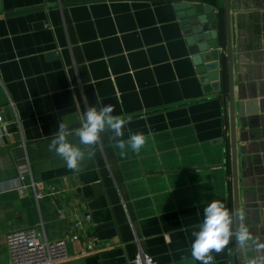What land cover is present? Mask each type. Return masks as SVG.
I'll return each mask as SVG.
<instances>
[{
	"label": "crops",
	"instance_id": "crops-1",
	"mask_svg": "<svg viewBox=\"0 0 264 264\" xmlns=\"http://www.w3.org/2000/svg\"><path fill=\"white\" fill-rule=\"evenodd\" d=\"M190 3L215 8L224 27L225 0H0V264H11L6 235L29 228L48 241L79 235L57 264H131L141 251L197 264L192 232L213 200L235 231L226 59L222 82L199 71L178 8ZM231 10L243 248L247 264H264V0ZM108 104L121 139L142 133L144 146L122 157L106 131L68 169L48 149L59 124L79 145L85 111ZM22 161L30 186L19 191ZM213 256L240 264L234 238Z\"/></svg>",
	"mask_w": 264,
	"mask_h": 264
},
{
	"label": "clouds",
	"instance_id": "clouds-1",
	"mask_svg": "<svg viewBox=\"0 0 264 264\" xmlns=\"http://www.w3.org/2000/svg\"><path fill=\"white\" fill-rule=\"evenodd\" d=\"M114 109L111 104L97 109L90 107L83 115V122L75 131L79 138V145L69 140L72 133L68 125L61 122L58 131L48 145V149L59 156L68 169L79 171L80 164L92 159L94 152H85L81 145H96L101 133L110 131L109 139L113 141V147L119 149V155L125 156L129 151L139 153L145 144V136L142 133L131 134L125 141L123 137L124 122L112 115ZM194 240L191 244V258L197 264H214L213 253H220L229 245L233 238L242 245L251 239L245 228L239 231L233 230L232 214L225 204L219 200H213L204 207L203 220L198 230L192 232Z\"/></svg>",
	"mask_w": 264,
	"mask_h": 264
},
{
	"label": "water",
	"instance_id": "water-1",
	"mask_svg": "<svg viewBox=\"0 0 264 264\" xmlns=\"http://www.w3.org/2000/svg\"><path fill=\"white\" fill-rule=\"evenodd\" d=\"M185 34L188 36V43L191 46L193 60L200 68L199 71L210 73L214 81H221L224 75V58L226 59L228 80H229V104L230 120L232 126V159H233V184H234V209H235V231L241 229L240 219V195L239 175L237 163V137H236V104L233 87V63L234 46L232 39V10L231 0H225L224 14L225 23L222 27L221 13L215 8L205 4H179ZM264 22V13L260 14ZM225 36V49L221 50ZM240 264H247L243 245L235 240Z\"/></svg>",
	"mask_w": 264,
	"mask_h": 264
},
{
	"label": "built area",
	"instance_id": "built-area-1",
	"mask_svg": "<svg viewBox=\"0 0 264 264\" xmlns=\"http://www.w3.org/2000/svg\"><path fill=\"white\" fill-rule=\"evenodd\" d=\"M19 178L16 187L19 191L28 189L30 185H25L24 181L31 173L30 164L22 161L18 164ZM36 191V197H42L37 190V185L32 181ZM62 216V214H61ZM89 218V216H87ZM79 239L78 234H72L69 237L61 238L55 241L42 240L40 233L34 229H19L9 232L6 235V246L10 257L11 264H57L59 261L67 258V244L69 241ZM95 237L86 235L84 238L85 245L89 250H94ZM131 264H158L150 255L140 252Z\"/></svg>",
	"mask_w": 264,
	"mask_h": 264
}]
</instances>
